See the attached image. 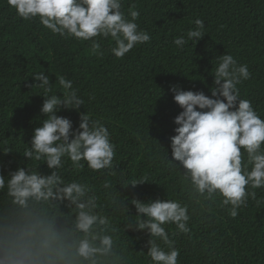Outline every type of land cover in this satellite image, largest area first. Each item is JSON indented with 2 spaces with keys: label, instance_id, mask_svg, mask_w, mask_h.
Listing matches in <instances>:
<instances>
[{
  "label": "trees",
  "instance_id": "trees-1",
  "mask_svg": "<svg viewBox=\"0 0 264 264\" xmlns=\"http://www.w3.org/2000/svg\"><path fill=\"white\" fill-rule=\"evenodd\" d=\"M130 9L140 13L136 22L151 40L117 59L110 51L115 46L110 38L100 41L104 53L100 57L93 53L90 42L53 35L38 19L25 21L7 0H0V148L10 146L22 154L38 126L43 103L40 95L44 92L33 85L38 83L33 75L40 71L49 75L50 94L58 96L65 92L59 85V77L63 76L72 81L85 100V108L81 106L80 111L101 120L116 145L115 175H98L87 169L76 173L69 167L65 179L79 175L82 182L95 186L99 211L112 217L117 228V253L133 254L141 264H147L143 254L133 253V248L146 252L148 237L123 230L119 223L123 219L122 206L110 205L101 191L106 180L113 183L114 194L155 199L166 193L167 198L189 205L190 233L172 236L180 249L181 264H264V189L255 190L257 199L249 198L248 206L233 218L230 206H222L219 197L209 203L190 192L178 169L171 161L162 160L166 150L161 147H169L173 120L181 111L170 86L211 96L213 77L209 73L214 71V59L225 53L248 65L252 75L239 85L241 98L250 100L264 118V0H123L126 15ZM196 18L204 21L207 34L196 45L189 42L184 51L178 50L174 39L186 35ZM58 114L78 126L76 111ZM0 161L6 165L11 162L13 170L25 163L32 168L38 165L34 160L26 162L19 153L0 152ZM39 171L47 173L48 169L40 164ZM137 178L153 183L135 188H122L118 183ZM66 205L30 200L23 207L14 203L5 186L0 190V240L43 222L70 242L79 233L74 230L75 217ZM128 206L135 214L134 206ZM168 230L171 235L175 226ZM137 236L141 237L138 241ZM98 264L120 261L101 257Z\"/></svg>",
  "mask_w": 264,
  "mask_h": 264
},
{
  "label": "clouds",
  "instance_id": "clouds-1",
  "mask_svg": "<svg viewBox=\"0 0 264 264\" xmlns=\"http://www.w3.org/2000/svg\"><path fill=\"white\" fill-rule=\"evenodd\" d=\"M10 8L25 21H36L53 35L90 42L93 53L102 57L101 40L114 42L112 55L122 59L134 47L149 43L150 34L136 22L140 13L122 10L123 0H7ZM135 5L132 6V9ZM129 16L131 19H129ZM207 29L202 19L194 20V27L186 35L177 36L173 43L184 51L189 42L196 45ZM209 74L213 77L204 91L184 90L171 85L170 92L181 111L174 117V135L163 161H171L181 173L188 190L203 201L213 203L219 197L221 205L230 206L229 214L237 217L248 206L249 198L257 199V189H264V118H261L248 99L241 98L239 85L250 79L247 64H240L231 54L217 56ZM33 85L43 89V103L38 126L34 127L23 153L11 147L0 152L19 153L25 161L38 162L32 168L25 163L13 170L11 162L0 161V190L7 186L14 203L27 207L36 202H67L74 215V230L79 233L70 242L52 231L43 222L17 234L12 232L0 240V264H98L101 257L116 258L120 264H141L140 258L116 252L117 228L112 217L99 211L101 204L95 186L82 182L77 175L65 179L70 167L76 173L87 169L98 175H115L116 145L109 128L86 111L85 100L73 88L71 80L59 77L65 90L62 96L52 92V82L44 71L37 72ZM32 85V86H33ZM63 110L79 114L78 126L61 116ZM169 148L171 158H169ZM45 164L48 172L39 171ZM122 188L142 185L146 178L118 182ZM114 185L106 180L101 191L110 205L122 206L123 230L148 237L145 247L134 252L143 254L147 264H181L176 234H189V205L177 199L157 197L138 199L113 193ZM127 197V199H125ZM259 203V201H257ZM134 206L135 214L129 211ZM175 232L170 235L169 227ZM141 237L137 236L138 241Z\"/></svg>",
  "mask_w": 264,
  "mask_h": 264
}]
</instances>
